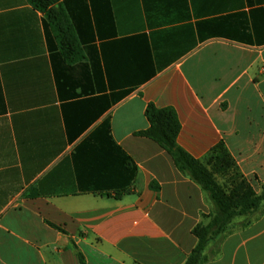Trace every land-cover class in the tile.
<instances>
[{"label":"crops","instance_id":"obj_1","mask_svg":"<svg viewBox=\"0 0 264 264\" xmlns=\"http://www.w3.org/2000/svg\"><path fill=\"white\" fill-rule=\"evenodd\" d=\"M54 7L79 61L67 60L45 13L0 0V264H80L74 245L87 264H186L213 205L136 134L150 126L149 104L172 108L188 154L204 161L224 143L264 184V0ZM220 249L207 264H264V217Z\"/></svg>","mask_w":264,"mask_h":264},{"label":"trees","instance_id":"obj_2","mask_svg":"<svg viewBox=\"0 0 264 264\" xmlns=\"http://www.w3.org/2000/svg\"><path fill=\"white\" fill-rule=\"evenodd\" d=\"M28 1L37 10L46 14L57 33L67 60L79 61L80 46L67 16L62 9L54 7L59 0ZM145 116L150 126L147 130L138 132L136 136L152 141L166 151L177 170L199 185L213 204L212 213L206 217L209 219L208 224H199L192 231L198 244L186 262V264H207L220 255L221 245L230 235L249 228L264 217V184H259V192L255 190L251 182L241 173L224 143L213 148L204 161L188 154L177 143L181 125L174 109H158L153 104H149ZM124 156L134 182L138 168L129 156L125 153ZM218 177L226 178V182L220 184ZM119 198L121 194L118 195ZM236 220L241 222L236 223ZM47 224L57 231L68 234L50 222ZM210 246L212 249L208 252ZM74 247L80 264H87L78 247L75 245Z\"/></svg>","mask_w":264,"mask_h":264},{"label":"rangeland","instance_id":"obj_3","mask_svg":"<svg viewBox=\"0 0 264 264\" xmlns=\"http://www.w3.org/2000/svg\"><path fill=\"white\" fill-rule=\"evenodd\" d=\"M218 181H219L220 184H224V183L226 182V178H224V177H218ZM251 184L253 185V183H251ZM253 187L255 188V190H256L257 192L260 191L259 184H258V186H257V184H254ZM208 199H209V198H208ZM209 202H210L211 205H213V204L211 203L210 199H209Z\"/></svg>","mask_w":264,"mask_h":264}]
</instances>
